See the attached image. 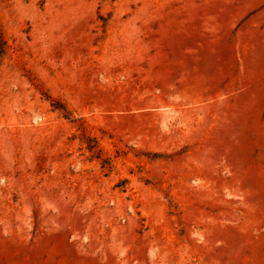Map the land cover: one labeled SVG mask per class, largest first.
<instances>
[{
  "label": "rangeland",
  "instance_id": "rangeland-1",
  "mask_svg": "<svg viewBox=\"0 0 264 264\" xmlns=\"http://www.w3.org/2000/svg\"><path fill=\"white\" fill-rule=\"evenodd\" d=\"M0 264H264V0H0Z\"/></svg>",
  "mask_w": 264,
  "mask_h": 264
}]
</instances>
